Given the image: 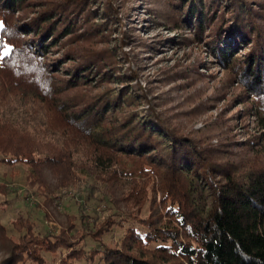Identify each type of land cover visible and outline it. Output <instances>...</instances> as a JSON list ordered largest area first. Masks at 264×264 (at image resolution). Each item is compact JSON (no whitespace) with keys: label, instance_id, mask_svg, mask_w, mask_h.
Segmentation results:
<instances>
[{"label":"trees","instance_id":"1","mask_svg":"<svg viewBox=\"0 0 264 264\" xmlns=\"http://www.w3.org/2000/svg\"><path fill=\"white\" fill-rule=\"evenodd\" d=\"M91 2L0 0V102L23 106L0 110V155L26 164L31 182L41 184L46 170L60 187L90 180L109 196L120 189V205L110 197L113 207L93 231L69 211L57 236H39L22 215L11 221L17 235L0 221V264H45V252L58 264H264V0H176L170 10L173 29L190 32L187 44H203L240 88L234 118L244 137L235 156L155 114L116 69L114 49L74 45L114 14L103 0L101 20L89 23L80 12ZM114 79L124 85L109 87ZM30 104L43 109L41 122ZM120 228L119 238L104 240Z\"/></svg>","mask_w":264,"mask_h":264},{"label":"rangeland","instance_id":"2","mask_svg":"<svg viewBox=\"0 0 264 264\" xmlns=\"http://www.w3.org/2000/svg\"><path fill=\"white\" fill-rule=\"evenodd\" d=\"M106 2L114 5L112 17L106 19L101 29L98 28L89 34L87 31L77 37L74 45L97 51L114 49L117 54L116 69L124 72L128 79L132 78L129 83L145 94V102L155 114L177 130L204 142L220 155L235 156L234 151L240 153V148L234 146V143L244 137L243 132H238L237 129L239 121L234 118L236 111L240 109L238 103L241 100L236 98L240 88L234 83L228 84V77L203 44H187V39L191 37L190 32L173 29L170 10L176 0ZM91 3L88 8L90 10L85 7L80 13L83 15L86 12L89 23L91 18L93 21H100L98 14L104 10L103 0H94V3ZM23 15L21 17L29 18L32 14L25 12ZM62 50L59 47L51 56H60ZM114 80L109 87L124 85ZM102 87L104 86L85 90L87 93H96L103 89ZM75 93L76 91H71L68 94ZM0 103L3 104L0 110L9 115H12L10 113L13 111H22L23 106L17 99L9 98ZM143 103L139 104V107L145 106ZM27 108L29 115L35 110L33 120L41 122L43 109L37 104L27 105ZM222 149L225 151L221 152ZM223 156L221 159H225ZM1 158L2 155L0 221L6 226L9 234H19L11 227V221L22 215L33 221L34 232L39 236L44 233L57 236L66 231L65 217L69 211L81 215V220L78 221L81 222V227L93 231L111 211L113 205L110 197L120 205V189L116 188V194L109 196L106 190L101 191L102 187L96 183L95 187L90 188V180L81 181L74 186L60 187L59 180L46 170L41 172V184L40 181L31 182L27 176L29 168L26 164L7 163ZM145 214L146 211L143 212V215ZM127 225L144 230L130 220L126 222ZM123 231L124 228L116 229L112 235L106 234L104 240H116ZM90 247L94 248L95 244ZM5 255V249L0 246V263ZM42 256L45 264H58L55 260L56 253L45 252ZM75 264L83 262L75 261Z\"/></svg>","mask_w":264,"mask_h":264},{"label":"snow or ice","instance_id":"3","mask_svg":"<svg viewBox=\"0 0 264 264\" xmlns=\"http://www.w3.org/2000/svg\"><path fill=\"white\" fill-rule=\"evenodd\" d=\"M5 26L2 24V23H0V29H3ZM8 52H9V49H5V51H4V53H3V55L4 56H7L8 55Z\"/></svg>","mask_w":264,"mask_h":264}]
</instances>
